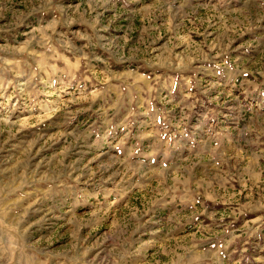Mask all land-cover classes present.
I'll return each instance as SVG.
<instances>
[{
	"label": "rangeland",
	"instance_id": "1",
	"mask_svg": "<svg viewBox=\"0 0 264 264\" xmlns=\"http://www.w3.org/2000/svg\"><path fill=\"white\" fill-rule=\"evenodd\" d=\"M0 264H264V0H0Z\"/></svg>",
	"mask_w": 264,
	"mask_h": 264
}]
</instances>
